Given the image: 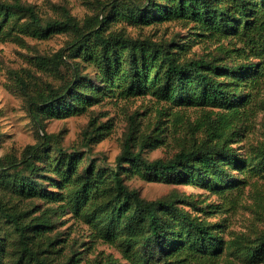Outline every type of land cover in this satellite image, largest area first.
Returning <instances> with one entry per match:
<instances>
[{
    "label": "rangeland",
    "instance_id": "rangeland-1",
    "mask_svg": "<svg viewBox=\"0 0 264 264\" xmlns=\"http://www.w3.org/2000/svg\"><path fill=\"white\" fill-rule=\"evenodd\" d=\"M21 1L34 5L43 20L62 18L67 10L81 27H89L96 23L97 16L101 18L105 7L124 9L131 6V2L140 4L146 0ZM107 10L104 14L107 13L110 19L106 33L124 32L132 39L172 41L175 47L182 48V58H202L231 66L234 71L223 78L232 83L242 84L248 77L249 73L238 65L257 61L251 52L247 51L246 56L234 52L233 46L241 43L233 41L231 35L213 38L204 33L197 34L190 21L156 20L143 24L117 18L114 11ZM26 19H13L4 29L7 33L3 37L0 35V159L6 155L22 158L28 146L43 144L47 140V146L41 147V158L37 163L49 176L38 177L39 186L48 195L23 198L3 191L0 183V199L3 204L15 205L11 210L26 211L27 218L35 217L34 221L51 220L47 233L52 245L47 247L44 256L53 264H70L71 256L78 258L72 264H144L147 258L145 264H163L157 255H149L150 250L143 247L144 232L140 227L125 223L107 224V214L92 204L93 201L79 205L69 199L68 188L52 184L59 179L56 171L47 169V166L52 168L53 160L61 154H78L79 172L93 160L95 171L119 169L123 181L147 200L178 197L176 203L181 208L210 224L220 237L216 264H264V260L250 263L244 254L245 247L264 233V180L252 176L239 184L244 179L240 171L241 160L256 156L264 147V83L251 91L247 102V92L243 91L245 95L236 105L238 112L203 103L176 106L148 89L135 95H122L116 87L104 95L98 93V99H90L83 111L42 120L41 129L31 116L29 96L14 83L13 72L30 84V96L38 89H47L48 85L63 87L72 78L75 65L77 75L82 76L80 78L88 77L92 84L100 85L101 82L92 63L69 54L68 44L73 40V34L56 31L46 38H38L25 29ZM223 114L227 116L225 119ZM92 117L98 125L105 124V133L98 140L86 141L84 130L90 129L88 124ZM44 133L48 135L47 139H42ZM222 133L223 138H218ZM130 134L145 142L142 156L150 160L169 158L203 140L220 142L226 139L225 148L237 158L227 170L239 189L231 187L224 191L217 185H214L215 189L210 188L206 179L201 183L188 182L184 173L158 177L144 175V171L133 169L128 162L118 168L117 156ZM22 172L28 174L26 170ZM106 227L116 234L112 243L99 235V231ZM0 234L7 237L3 261L13 264L20 253L18 240L11 225L1 217Z\"/></svg>",
    "mask_w": 264,
    "mask_h": 264
},
{
    "label": "trees",
    "instance_id": "trees-1",
    "mask_svg": "<svg viewBox=\"0 0 264 264\" xmlns=\"http://www.w3.org/2000/svg\"><path fill=\"white\" fill-rule=\"evenodd\" d=\"M130 4L124 9L105 7L94 25L81 27L67 10H64L62 18L43 20L30 3L0 0L1 37L7 33L4 29L13 19L22 17H27L25 29L38 38H46L56 31H67L74 36L68 44L69 54L92 63L101 82L100 85L92 84L90 78H80L82 76L77 75L75 65L72 78L63 87L48 85L47 89H38L30 96V84L20 74L13 72L14 83L29 96L31 116L41 129L42 120L83 111L90 99H98V93L104 95L116 87L122 95H135L148 89L176 106L203 103L238 112L236 105L245 95L243 91L247 92V102L251 91L264 83V0H146L144 3ZM105 10L114 11L117 18L143 24L156 20L190 21L197 34L204 33L213 38L231 35L233 41L241 43L233 46L234 52L241 56H246L247 51L251 52L257 61L238 65L249 74L242 84L232 83L223 78L234 71L231 66L202 58H182V48L175 47L172 41L163 43L132 39L124 32L106 33L110 18L107 13L104 14ZM33 83L36 84L35 81ZM226 117L223 114V119ZM91 119L88 124L90 129L84 130L86 141L98 140L105 133V124L98 125L95 118ZM220 136L223 138V133L218 138ZM47 138L48 135L44 133L42 139ZM225 142L226 139L220 142L203 140L169 158L150 160L142 156L145 142L138 141L136 136L130 134L117 156V166L121 168L123 163L128 162L133 169L144 171V175L154 174L156 177L184 173L188 182L201 183L206 179L210 188L217 185L224 191L231 187L238 190L239 185L233 183V176L227 170L237 158L227 151ZM41 143L28 146L22 158L6 155L0 159L3 191L16 193L23 198L47 197L38 181V177L47 176L42 172L44 168L37 163L41 158V147L47 146V140ZM241 162L243 166L240 171L244 179L239 184L252 176L264 180V147L256 156L246 157ZM52 163L54 166L51 168L48 165L47 169L55 170L59 179L52 184L68 188L69 199L79 205L93 201L92 204L101 207L107 214V224L125 223L140 227L144 232L143 247L150 250L149 255H157L163 264H216L220 237L210 224L181 208L176 203L178 197L147 200L123 181L119 169L95 171L93 160L79 172L78 154H61ZM14 207L3 204L0 199V217L11 225L18 240L20 253L13 264H53L44 256L47 247L52 245L47 233L51 220L34 221L35 217L27 218L26 211L11 210ZM100 231L101 237L113 242L112 237L116 235L113 231L107 227ZM6 248L7 237L0 234V264H7L3 261ZM60 250L59 247L58 252ZM244 254L250 263L264 260V233L245 247ZM77 259L71 256L68 262L72 264ZM147 261L148 258L144 264Z\"/></svg>",
    "mask_w": 264,
    "mask_h": 264
}]
</instances>
